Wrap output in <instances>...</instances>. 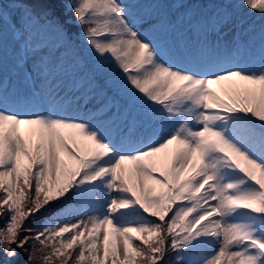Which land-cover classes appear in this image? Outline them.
I'll return each instance as SVG.
<instances>
[{"label": "snow or ice", "instance_id": "snow-or-ice-1", "mask_svg": "<svg viewBox=\"0 0 264 264\" xmlns=\"http://www.w3.org/2000/svg\"><path fill=\"white\" fill-rule=\"evenodd\" d=\"M251 14L264 0H0V264L29 242L26 264H264Z\"/></svg>", "mask_w": 264, "mask_h": 264}, {"label": "rangeland", "instance_id": "rangeland-1", "mask_svg": "<svg viewBox=\"0 0 264 264\" xmlns=\"http://www.w3.org/2000/svg\"><path fill=\"white\" fill-rule=\"evenodd\" d=\"M124 2L130 4L129 0H124ZM138 11H140V9H133L134 13L138 12ZM152 13L154 15L155 11H152ZM244 20H245V27L247 26V24L251 23L257 28V30L259 28V25L261 23H264V21H261L260 16L258 14H251V15L245 16ZM71 31L75 32V31H79V29L73 27V28H71ZM154 35L158 39H163L164 38L163 34L160 33V32H156V33H154ZM244 38H246V37H244ZM231 39H232V31L231 30H226L225 34H223V40H231ZM41 214L42 213L37 214L36 216H33L32 218L28 219L26 221V226L27 227H31L33 229H39L41 227V225L38 227L37 222L39 221V218H40ZM40 223H41V221H40ZM2 226H3V221L0 220V227H2ZM23 235L24 234L22 233L21 236H23ZM24 247H25V249H27V251L18 249L19 255H18V257L15 260L12 261V264H26L28 252L31 251V248H32V242H29V244H26ZM34 264H39V261L34 262ZM166 264H175L174 255H170L167 258Z\"/></svg>", "mask_w": 264, "mask_h": 264}, {"label": "trees", "instance_id": "trees-1", "mask_svg": "<svg viewBox=\"0 0 264 264\" xmlns=\"http://www.w3.org/2000/svg\"><path fill=\"white\" fill-rule=\"evenodd\" d=\"M54 207H55V206H54ZM40 213H42V214L40 215L39 221L37 222L38 227L41 225L40 221H44V218L48 215V213H49V209H45L44 211H42V212H40ZM40 213H39V214H40ZM35 216H36V215H35Z\"/></svg>", "mask_w": 264, "mask_h": 264}]
</instances>
